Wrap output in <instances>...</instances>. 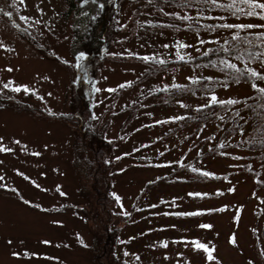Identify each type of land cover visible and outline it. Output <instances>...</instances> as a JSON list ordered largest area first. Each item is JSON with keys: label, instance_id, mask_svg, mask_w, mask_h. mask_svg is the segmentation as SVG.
Segmentation results:
<instances>
[{"label": "rangeland", "instance_id": "1", "mask_svg": "<svg viewBox=\"0 0 264 264\" xmlns=\"http://www.w3.org/2000/svg\"><path fill=\"white\" fill-rule=\"evenodd\" d=\"M103 8L100 0L83 1L80 12L65 22L58 18L64 9L62 0H0V92L16 99H22L20 90L32 92L40 100L29 99L31 104L48 113L66 111L63 101L70 96V77L51 57L80 64L88 54L82 44L91 37L92 24ZM243 8L246 13L248 6ZM132 9L125 8L120 16L123 31L102 55L99 76L95 80L90 76L86 84L93 124L114 141L108 158L115 161L113 171L117 172L112 189L121 215L114 223L120 229L118 250H125L134 264H263L256 244L264 255V191L251 196L253 182L239 169L248 160H196L215 142L205 140L211 125L191 139L192 127L167 134L180 125L177 119L194 113L205 102L191 97H149L190 79L221 75L198 67L157 72L138 60L200 55L224 43L232 30L210 34L153 31L148 28L153 17L146 13L134 24ZM170 12L174 16L163 19L175 25H183L182 18L200 24L197 15L238 29L252 24L256 27L248 29L260 30L264 23L259 15L234 18L218 7L206 12ZM85 75H90L89 70ZM250 94L247 86H229L212 100ZM136 104V112H129ZM72 137L66 125L0 109V264H93L91 256L76 246L91 243L93 223L91 202L77 193ZM251 164L258 169V164ZM190 170L235 174L224 181L190 183L194 179ZM159 178L162 183L140 193L146 183ZM217 192L222 195L195 200ZM216 209H222L221 213L180 217Z\"/></svg>", "mask_w": 264, "mask_h": 264}, {"label": "trees", "instance_id": "2", "mask_svg": "<svg viewBox=\"0 0 264 264\" xmlns=\"http://www.w3.org/2000/svg\"><path fill=\"white\" fill-rule=\"evenodd\" d=\"M86 0H62L64 9L58 13V18L67 22L80 11L78 6ZM104 8L92 24V33L89 40L82 44L87 57L78 65H71L66 60L52 56L70 77L71 91L69 99L65 97L63 108L66 111L60 113H48L41 107L31 104L29 99L40 100L34 93H22V99H16L0 92V109H11L15 112L25 113L31 117L44 119L66 125L72 133L71 166L74 169L78 182L77 193L80 198L91 202L90 219L93 223L92 240L88 245H76L87 252L93 264H134L127 259L125 250H118L120 229L115 226L116 220L121 215L116 211L118 196L113 192V177L117 174L113 171L115 161L109 160V155L114 150V141L108 139L105 129H99L93 124L91 104L86 94V84L90 76L95 80L99 76L98 64L102 55L109 49L111 43L122 33L123 25L120 16L127 7H133V23L138 24V18L148 13L153 17L148 28L153 31H171L173 33L188 32L208 34L218 31L232 30L230 37L224 43H218L207 48L200 55H194L186 59H169L167 61H148L138 59L144 64L153 67L157 72L172 70L179 67H198L218 73L219 76H204L190 79L179 85H172L166 89L158 90L149 97L156 100L165 98L180 99L183 97L197 98L205 102L204 106L194 113L177 119L179 126L171 130L167 135L171 136L180 129L192 127V134L188 138L200 137L203 130L212 126L211 134L206 141L214 140V144L208 150L200 153L196 160L206 157H220L231 160L244 159L247 163L240 165V171L253 182L251 196L257 197L264 191V79L249 76L255 71L264 77V58H250L249 53L258 55L264 53V27L260 30L248 28L238 29L226 25L209 22V16L197 15L201 23L182 18L183 25L171 24L164 17H173L170 11L182 10L189 12L198 9L201 12L214 10L218 7L230 17L247 16L244 12V4L236 3L235 7H228L233 0H100ZM242 6V7H241ZM236 9H243L238 12ZM259 19L264 22V18ZM264 25V23L262 24ZM89 70L90 75L83 74ZM74 74V76H73ZM80 74V78L75 79ZM78 78V77H77ZM247 86L251 94L245 97L213 101L215 93L229 86ZM167 95V96H166ZM210 99L212 101H210ZM228 101H235L229 103ZM139 105L128 108L131 113L136 112ZM233 150L245 151L244 157L234 154ZM251 162L259 165L255 169ZM194 179L190 183L219 182L228 179L235 172L221 175L209 172L190 170ZM207 173V175H205ZM162 179L146 183L140 193L162 183ZM173 183V182H171ZM141 194V195H142ZM222 192L203 194L196 196L195 200L202 201L221 196ZM222 209L209 210L199 214L180 215L181 218H199L205 215L221 213ZM257 256L264 264V255L256 244Z\"/></svg>", "mask_w": 264, "mask_h": 264}, {"label": "snow or ice", "instance_id": "3", "mask_svg": "<svg viewBox=\"0 0 264 264\" xmlns=\"http://www.w3.org/2000/svg\"><path fill=\"white\" fill-rule=\"evenodd\" d=\"M205 2H207V0H205ZM239 2L241 4L247 5L248 6V11L245 13L248 16H256V15H260L261 18H264V3H261L260 0H233V3L231 5H228V7H235L236 3ZM212 3H216V0H212ZM257 9H259L260 11L257 12ZM238 12H242L243 9H236ZM227 27H232L231 25H228ZM239 27H247V28H253L256 27L255 25L252 24H248V25H240ZM261 27H264V25H262ZM250 58H254V59H262L264 58V53L261 54H257L254 52H250L249 53ZM249 76L252 77H257L258 79H264V77L259 76V74L255 71H252L250 73H248ZM5 87H7V85H5ZM20 89L17 88L16 91H19ZM27 90V89H25ZM261 91H264V89H262ZM213 100H215V97H213ZM229 103H235V101H228ZM0 151H3V149H0ZM205 175H207V173H205ZM3 177H0V180H2ZM204 227H208L207 225H205ZM200 247H204L203 245H201ZM209 259H211V256H209Z\"/></svg>", "mask_w": 264, "mask_h": 264}]
</instances>
